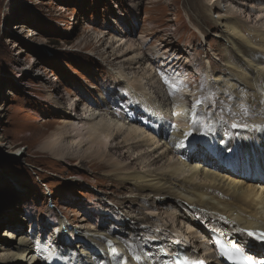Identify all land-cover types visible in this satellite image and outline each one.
<instances>
[{
	"label": "rangeland",
	"instance_id": "obj_1",
	"mask_svg": "<svg viewBox=\"0 0 264 264\" xmlns=\"http://www.w3.org/2000/svg\"><path fill=\"white\" fill-rule=\"evenodd\" d=\"M211 5L209 0H0V260L8 232H18L33 244L51 245L57 228L63 226V243L74 248L88 247L80 237L91 233L128 240V245L131 234L135 240L140 238L133 224L149 225L138 220L147 211L120 210L135 203L124 202L132 188L114 172L131 159L121 158L115 149L105 156L94 152L90 156L92 150L83 143L80 154L89 150L88 157L58 160L46 145L77 111L97 110V103L108 105L116 95L125 96L122 103H130L134 94L127 88L133 79L118 80V73L127 65L124 60L138 53H142L143 67H151L146 74L140 70L138 76L152 72L157 87L162 76L175 88H186L183 92L191 96L186 101L190 104L182 106L187 119L194 115L198 92L201 103L212 110L216 103L227 117L234 90L229 82L220 86L216 80H232V65L247 72L237 50L251 62L264 61V24H259L253 11L248 19L246 8L237 16L229 15L231 6L235 12L242 7L234 0ZM228 21L236 27L235 45L228 42L227 33L233 31L226 28ZM125 35L133 48L142 45L143 50L128 52L127 44L118 48ZM172 58L174 65L164 66ZM133 72L127 70L125 75L132 77ZM225 90L227 101L220 100ZM146 91L137 94H143V99L154 95L148 87ZM247 95L240 94L244 100ZM246 104L252 103L247 99ZM135 109L143 107L137 105L129 112ZM199 115L202 122L203 111ZM139 118L145 122L146 115L141 113ZM145 148H134L132 155L127 152L134 165L146 163L147 155L137 158Z\"/></svg>",
	"mask_w": 264,
	"mask_h": 264
},
{
	"label": "bare ground",
	"instance_id": "obj_2",
	"mask_svg": "<svg viewBox=\"0 0 264 264\" xmlns=\"http://www.w3.org/2000/svg\"><path fill=\"white\" fill-rule=\"evenodd\" d=\"M209 1L211 6L217 7L218 0ZM234 1L242 6L241 10L235 12L231 6L229 15L234 13L237 16L246 8L248 19L253 11V15L256 14V18L260 19L259 24H264V0ZM225 24L227 29L233 28L227 34L228 42L235 45L236 27L233 24L231 26L229 21ZM120 32L123 33L124 30ZM124 44L128 45V52L141 50L143 47L140 45L133 48L132 41L126 35L119 39L118 48H122ZM141 54L124 60L123 63L127 65L123 66L122 71L119 68L118 80L122 79L127 83L133 79L127 89L134 96L130 97L131 105L127 110L124 106L130 103H122L125 96L116 95L117 99H113L108 105L104 102L97 103V110L86 108L82 113L77 111L74 116L69 117L61 132L50 137L46 148L58 160H67L74 155L88 157L89 150L80 154L85 144L92 150L90 156L93 152L97 156H105L111 153L110 149L117 150L115 153L121 158L127 156L131 159L127 166L114 172L123 185L132 188L129 191L130 197L124 202L135 205L119 208L130 213L145 209L147 212L144 218L141 217L142 220L136 215L133 219L148 222L149 225L133 224L136 236L140 238L135 240L132 236L134 233L131 234L129 245L128 240L91 233L80 237L88 247L75 248L63 243V226L57 228L51 245L39 242L33 244L18 232H8L5 237L9 242L6 248H1L3 258L0 264H170L171 252L179 250L209 264H222L217 259L210 238L215 230H220L237 244L248 245L250 253L262 254L261 258L264 257V243L255 240L259 231H264V61L258 59L251 62L250 59H244L243 51L237 50L236 54L241 55L247 72L242 67L232 65V80H216L220 86L229 82L234 90L235 99L226 107L227 117L216 103L213 104V110L201 103L202 93L198 92L194 100V116L188 120L182 109L183 105L191 102L186 103L188 97H191L183 92L186 88H175L171 81L162 76L159 78L160 87H157L152 72L144 77L151 67H143ZM174 61L175 58H172L164 66H173ZM127 70L134 71V75H125ZM140 70H145L143 76L137 75L142 72ZM237 76L238 80L234 78ZM147 87L154 95L140 98L141 94L138 95L137 91L142 90L146 94ZM243 91L248 94L246 101L240 96ZM156 99L159 104H156ZM247 99L252 103L249 106L246 104ZM175 100L180 110L177 106L173 107ZM220 100L227 101L226 97ZM137 105L143 109L129 112L130 108ZM71 108L74 107H67ZM234 110L240 111L231 113ZM201 111L204 113L202 122L199 115ZM141 113L146 115L145 122L139 118ZM110 115L117 121H113ZM243 125L245 126L242 128ZM66 138H73L74 141L66 143ZM72 146H75L74 152ZM136 147H147L137 157L139 160L142 155H147L146 163L142 161L140 165L133 164L134 159L130 155ZM63 223L62 221L61 225ZM249 232L253 235H248Z\"/></svg>",
	"mask_w": 264,
	"mask_h": 264
},
{
	"label": "snow or ice",
	"instance_id": "obj_3",
	"mask_svg": "<svg viewBox=\"0 0 264 264\" xmlns=\"http://www.w3.org/2000/svg\"><path fill=\"white\" fill-rule=\"evenodd\" d=\"M197 103H200V101H197ZM248 235H253V233L249 232ZM262 240H264V233H261L258 237ZM229 259H239L241 261V264H254V262L250 258H246L243 256V253L240 252L239 249L236 250V253L234 255H229ZM184 264H202L200 261H184ZM264 264V262H262Z\"/></svg>",
	"mask_w": 264,
	"mask_h": 264
}]
</instances>
